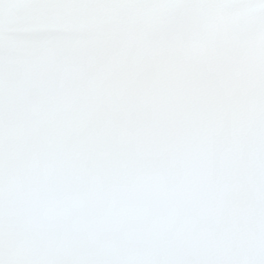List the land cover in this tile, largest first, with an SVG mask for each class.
<instances>
[{"label": "snow or ice", "instance_id": "obj_1", "mask_svg": "<svg viewBox=\"0 0 264 264\" xmlns=\"http://www.w3.org/2000/svg\"><path fill=\"white\" fill-rule=\"evenodd\" d=\"M0 264H264V0H0Z\"/></svg>", "mask_w": 264, "mask_h": 264}]
</instances>
